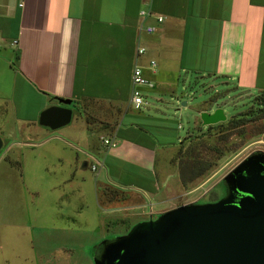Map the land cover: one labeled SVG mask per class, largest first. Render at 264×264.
<instances>
[{"label": "crops", "instance_id": "crops-1", "mask_svg": "<svg viewBox=\"0 0 264 264\" xmlns=\"http://www.w3.org/2000/svg\"><path fill=\"white\" fill-rule=\"evenodd\" d=\"M154 15L163 16L162 24ZM151 23L157 29L148 34L144 28ZM138 46L146 47L144 55H137ZM153 56L170 70L193 69L201 77L232 83L243 95L264 92V0H0V138L5 144L0 164L12 168L13 154L51 140L71 148L74 158V142L80 141L82 153L92 158L90 168L103 166L118 179L100 183L155 204L160 193L149 178L156 152L174 150L180 141L170 131L160 143L156 133L162 126L156 123L169 119L130 103L133 66H146ZM83 98L113 100L116 117H94L91 125L82 110L69 129L80 131L73 138L52 135L39 124L41 111L58 99L83 107ZM148 122L152 131L145 128ZM94 124L106 146L102 162L95 154L103 150L94 142ZM83 163L87 167L88 161ZM141 174L142 184L124 182Z\"/></svg>", "mask_w": 264, "mask_h": 264}, {"label": "rangeland", "instance_id": "rangeland-1", "mask_svg": "<svg viewBox=\"0 0 264 264\" xmlns=\"http://www.w3.org/2000/svg\"><path fill=\"white\" fill-rule=\"evenodd\" d=\"M152 58L157 67L154 72H145L154 88L142 89L150 103L144 109L169 119L156 123L165 128L156 133L160 143L168 140L170 131L176 142L180 141L174 150L164 147L156 152L149 180L157 182L159 200L149 205L145 196L100 183L107 179L117 183L118 179L113 170L108 171V165V170L98 165L92 170V158L82 153L85 149L80 141L69 139L77 146L74 158L73 150L59 140L31 151L19 150L12 155V168L0 164V264H97L105 245L127 236L138 223L155 220L178 205L213 203L224 197L227 191L222 179L252 153L264 152L260 94L243 95L232 83L201 77L193 69L170 70L164 61ZM112 101L83 98V107L69 105L73 112L69 123L48 131L78 137L79 130H69L78 112L85 111L89 123L94 117L113 120L118 109L111 106ZM216 107L223 108L226 120L211 128L203 126L199 113ZM249 110L254 111L250 117L237 118ZM146 126L154 129L151 122ZM98 128L95 124L92 127L94 142L103 150L102 155L95 153L96 158L102 162L106 146ZM82 160L88 161L87 167L82 166ZM143 179L141 174L138 179L124 177V182L142 184L139 181Z\"/></svg>", "mask_w": 264, "mask_h": 264}, {"label": "water", "instance_id": "water-1", "mask_svg": "<svg viewBox=\"0 0 264 264\" xmlns=\"http://www.w3.org/2000/svg\"><path fill=\"white\" fill-rule=\"evenodd\" d=\"M70 104L58 99L41 111L39 124L66 125ZM199 118L208 126L227 117L216 107L202 110ZM223 181L227 193L221 199L178 205L138 223L127 236L108 242L97 264H264V152L249 155Z\"/></svg>", "mask_w": 264, "mask_h": 264}, {"label": "built area", "instance_id": "built-area-1", "mask_svg": "<svg viewBox=\"0 0 264 264\" xmlns=\"http://www.w3.org/2000/svg\"><path fill=\"white\" fill-rule=\"evenodd\" d=\"M148 16H151L152 13L148 12ZM155 21L161 23L163 21V16L154 15ZM157 29L156 25H146L144 30L146 33H153ZM146 53V47L138 46L137 47V55H144ZM148 65H143L141 63H135L132 70L131 75V95H130V103L135 109H144L150 105L148 97L144 95L143 88L153 89L154 82L152 79L145 74V70L149 72H154L157 67L156 60L149 59L147 62ZM105 143H110L108 140L104 141ZM113 145L114 143H110ZM92 170H96V165L91 166Z\"/></svg>", "mask_w": 264, "mask_h": 264}, {"label": "trees", "instance_id": "trees-1", "mask_svg": "<svg viewBox=\"0 0 264 264\" xmlns=\"http://www.w3.org/2000/svg\"><path fill=\"white\" fill-rule=\"evenodd\" d=\"M259 94H260V97H259L260 101H258V105L264 106V92H261ZM252 113H254V111H252V110H249V111H247L245 113H239L237 118H239V117L242 118L243 117L244 119H247L248 117H250L252 115ZM237 120H239V119H237ZM237 122H240V121H237ZM217 124H220V123H217ZM221 124H224V123H221ZM213 126H215V125H213ZM211 127H212L211 125H208V128H211ZM11 161H13V160H11ZM12 164H14V163H12Z\"/></svg>", "mask_w": 264, "mask_h": 264}, {"label": "flooded vegetation", "instance_id": "flooded-vegetation-1", "mask_svg": "<svg viewBox=\"0 0 264 264\" xmlns=\"http://www.w3.org/2000/svg\"><path fill=\"white\" fill-rule=\"evenodd\" d=\"M67 107H69V106H67ZM70 108V107H69ZM225 186H226V184H225V182L223 181V179H222V181H221ZM226 191H227V186H226ZM226 194V193H225Z\"/></svg>", "mask_w": 264, "mask_h": 264}]
</instances>
